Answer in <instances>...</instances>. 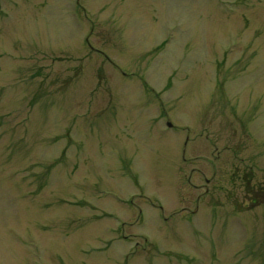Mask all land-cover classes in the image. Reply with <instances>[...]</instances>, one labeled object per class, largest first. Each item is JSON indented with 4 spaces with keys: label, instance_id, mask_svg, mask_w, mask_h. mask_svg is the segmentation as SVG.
<instances>
[{
    "label": "rangeland",
    "instance_id": "rangeland-1",
    "mask_svg": "<svg viewBox=\"0 0 264 264\" xmlns=\"http://www.w3.org/2000/svg\"><path fill=\"white\" fill-rule=\"evenodd\" d=\"M201 128L264 187V0H0V264H264Z\"/></svg>",
    "mask_w": 264,
    "mask_h": 264
},
{
    "label": "flooded vegetation",
    "instance_id": "flooded-vegetation-1",
    "mask_svg": "<svg viewBox=\"0 0 264 264\" xmlns=\"http://www.w3.org/2000/svg\"><path fill=\"white\" fill-rule=\"evenodd\" d=\"M211 124H213V121L211 122ZM180 130L182 131L184 129H180ZM202 132H206L207 134L204 140L196 135L195 136L196 139L186 138L185 141L180 145V162H179L180 175H182L183 166L185 164H189L190 171L187 176L188 184H190L195 189H199V188L204 189V193L201 194V197L203 196L206 197L208 194H210L209 187H212L210 194L211 196L213 195L214 192H221V193L225 192V187L223 186V184L224 182H227V179L231 180V178L229 177L230 175L229 172L232 168H234L232 172L236 173L234 174L236 178H232V179H234L235 182L238 181L240 185H243L241 191L244 193L245 197L248 200L247 202L244 201L243 206L246 208L257 207L259 205L257 198L260 197L262 193H264L263 192L264 187L260 186L259 188H257L256 186H253V176L251 175V171H250L251 167L246 165V170L245 169L241 170L240 168L238 169L235 165L230 163V156H232V159L234 160L235 158H237L236 157L237 154L234 151V149L230 148L229 144H225L221 146V149H223V151H226L227 153H219V154L217 153V156L215 157L217 160L216 161L217 164H215L212 159L210 160L208 158L213 154L215 148L214 138L210 136L211 133H209V131L206 128L205 129L203 128ZM216 148H218V146ZM199 153L202 154L198 155ZM197 161L204 162L207 165V167L211 169L212 176L209 179L207 178V175L203 173V171L196 169L195 166H193ZM220 168L222 170H220ZM219 170L221 174L220 179L223 180L217 181L216 176H217V172L219 173ZM196 173H198L202 177L204 181V185L202 186L193 185L192 179H193V175ZM239 173H241L242 175L239 176L238 175ZM180 180H181V176H180ZM200 198H197L195 205L192 204L195 207L194 211H190V208L185 207L182 208L183 212H187V213L189 212L191 216H195L197 214V209L199 208V204H200L199 201H201Z\"/></svg>",
    "mask_w": 264,
    "mask_h": 264
},
{
    "label": "water",
    "instance_id": "water-1",
    "mask_svg": "<svg viewBox=\"0 0 264 264\" xmlns=\"http://www.w3.org/2000/svg\"><path fill=\"white\" fill-rule=\"evenodd\" d=\"M168 127H171L170 125H168Z\"/></svg>",
    "mask_w": 264,
    "mask_h": 264
}]
</instances>
